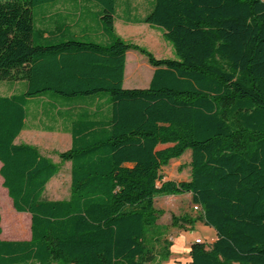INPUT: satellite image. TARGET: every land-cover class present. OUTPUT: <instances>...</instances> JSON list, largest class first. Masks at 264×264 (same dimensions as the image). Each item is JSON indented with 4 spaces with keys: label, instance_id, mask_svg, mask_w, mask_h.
<instances>
[{
    "label": "trees",
    "instance_id": "obj_1",
    "mask_svg": "<svg viewBox=\"0 0 264 264\" xmlns=\"http://www.w3.org/2000/svg\"><path fill=\"white\" fill-rule=\"evenodd\" d=\"M58 1L0 0V80L26 81L23 92L0 95V175L19 233L13 209L30 215L29 239L0 237V264H146L149 239H160L155 196L183 193L200 215H172L171 225L201 220L216 233L208 247L193 240L190 264H264V0H154L140 22L162 28L175 58L123 40L116 0H90L107 43L35 27L33 7ZM131 49L154 67L145 88L123 87ZM101 92L106 117L98 107L67 116L71 145L57 154L71 163L69 197L43 198L59 165L15 142L26 106L47 94L95 103ZM187 149L189 178L163 180Z\"/></svg>",
    "mask_w": 264,
    "mask_h": 264
},
{
    "label": "rangeland",
    "instance_id": "obj_2",
    "mask_svg": "<svg viewBox=\"0 0 264 264\" xmlns=\"http://www.w3.org/2000/svg\"><path fill=\"white\" fill-rule=\"evenodd\" d=\"M72 5L77 6L78 4L76 2H72ZM50 6V3H46L39 6L35 5L33 7V20L35 27L41 26V13L39 12V9L50 8ZM123 13L126 14L127 12L123 10ZM114 18L115 32L123 40L143 46L153 54L156 50L165 51L164 48L159 46L156 39H149L150 37L147 36L141 37L139 32H134L135 29L125 27V25L131 24L125 23L116 15ZM80 38H85L86 40H96L104 43L100 36H85ZM136 54L144 58V55L140 54L138 51L131 50V53H129V59ZM159 57L175 58V53L172 49L169 52L165 51V53L161 54ZM6 81L8 80H0V94L2 95L10 91L12 93H21L26 87L25 80H10L11 83L8 82L9 84H7ZM141 82L142 79L139 78L138 73H135L132 74L130 79L128 78L124 81L123 87L139 88L142 86ZM98 95H101V97H108V94L105 92H101ZM92 99L94 98L81 96L77 99L71 100V102H68L60 96L51 97L47 94L45 98L31 100L26 106L28 115L26 128L21 131L16 139V142L27 143L35 146L42 154L49 157L54 163L59 165L58 174L47 183L43 192L42 196L45 199L56 200L66 199L69 197L71 163L70 161H61L57 154L59 151L68 149V147L63 145L64 141L60 138L61 132L58 131L62 128H67V126L71 124L70 121L67 120V116L71 114L80 116L82 114L89 113L91 109H94L95 103ZM67 104H72L74 106L71 108H65ZM98 108L100 110L98 115L101 118L110 114V108L109 106L107 108V103L100 101ZM62 117L64 121H61ZM68 135L70 136V133ZM190 157L191 151L190 149H187L181 157L172 159L168 165L162 168L161 174L163 176V180H187L190 175ZM154 205L161 211V214L157 220L158 228L153 231L152 236H159L160 239L155 242L152 241V239H149L148 244L152 247V252L146 264H190L189 250L193 240L196 237H200L201 240L204 241V244L208 247L212 238V228L197 221L191 229L192 233L187 234L184 227H175L171 225L172 215L186 214L196 217L200 215V211H195L192 207L193 202L191 201L190 194H157L154 198ZM11 206L8 203L5 206L0 204L1 228L3 230L1 238L6 239L4 238L5 235H9L10 237L7 240H10L11 238H13V240L25 239L29 236L30 232V215L26 212H17L12 207L13 215L17 216L16 218L21 220L24 226L23 232L19 233V228L17 227L18 224H15L16 222L14 221V217L8 210L11 209ZM186 228H188V226H186ZM23 233L25 238L18 236ZM164 241H171L172 244L169 248V258L162 260L160 254L162 247L165 244Z\"/></svg>",
    "mask_w": 264,
    "mask_h": 264
},
{
    "label": "crops",
    "instance_id": "obj_3",
    "mask_svg": "<svg viewBox=\"0 0 264 264\" xmlns=\"http://www.w3.org/2000/svg\"><path fill=\"white\" fill-rule=\"evenodd\" d=\"M72 2H76L78 5L77 6L72 5ZM153 4H154V0H116L115 15L119 17L120 20H123L125 23L131 24V25H125V27H129L130 29H135L134 32H139L141 37L147 36L150 37L149 39H156L159 46L164 48L165 51L169 52L173 49V47L172 45H169L170 43L163 37L162 28L156 25L140 22L142 17L152 9ZM122 8L127 12L126 14L123 13ZM40 13H41V26L39 28L46 31L47 33L52 34L53 36L61 37V36L73 35L82 40H86V39L80 37L100 36L101 39H103L104 43H107L109 41V36L105 33L99 17V15L101 14V8L93 1L60 0L53 7L43 10ZM113 25L115 30V18ZM169 46H171L172 49ZM131 50H128L126 52L123 83L128 78L130 79L132 74L138 73L139 78L142 79L141 82L142 86L139 88H145L149 85L150 79L154 71V67L147 62L145 56L143 58L136 54L133 55L131 59H129V53H131ZM165 51L156 50L154 54L151 51L150 52L156 58H161L159 56L165 53ZM8 82L11 83L10 80L6 81L7 84H9ZM10 94H12L11 91L4 93L3 95H10ZM104 100L106 101V97L96 98L95 106L94 109H92V111H96L95 109L98 107L99 102ZM61 121H64V119H61ZM70 127L71 125L67 126V128H62L58 131L61 132L60 138L63 139L64 141L63 145L68 148L70 147L69 145H71V134L70 136L68 135L70 133ZM0 166H1V162H0ZM2 181L3 178L0 175V204L5 206L8 203L11 206L12 202L8 197L7 189L2 185ZM186 194H190V193H186ZM198 221L204 224L203 221L201 220ZM0 225H1V217H0ZM211 231H212L211 233V237H212L211 242H212L216 238V233L213 228L211 229ZM186 232L187 234H191L192 230L189 229L186 230ZM2 233L3 230L1 228L0 237L2 236ZM18 236H22L23 238H25L24 233L19 234ZM9 237H10L9 235H5L4 238L6 239L4 240H7ZM29 238H30V232H29V236L26 237L25 239H29ZM10 240H13V238H11ZM14 240H24V239H14Z\"/></svg>",
    "mask_w": 264,
    "mask_h": 264
},
{
    "label": "built area",
    "instance_id": "obj_4",
    "mask_svg": "<svg viewBox=\"0 0 264 264\" xmlns=\"http://www.w3.org/2000/svg\"><path fill=\"white\" fill-rule=\"evenodd\" d=\"M192 207H193V209H194L195 211H200V210H201V207H200V205H198V204H193ZM194 242L201 243V242H203V241L201 240L200 237H196V238L194 239Z\"/></svg>",
    "mask_w": 264,
    "mask_h": 264
}]
</instances>
